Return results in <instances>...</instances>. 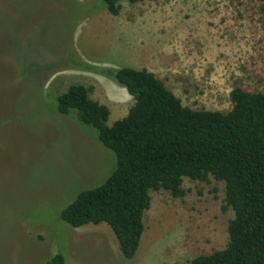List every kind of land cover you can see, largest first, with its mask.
I'll use <instances>...</instances> for the list:
<instances>
[{
    "label": "rangeland",
    "instance_id": "374dc122",
    "mask_svg": "<svg viewBox=\"0 0 264 264\" xmlns=\"http://www.w3.org/2000/svg\"><path fill=\"white\" fill-rule=\"evenodd\" d=\"M94 1L0 0V264L59 254L65 264H190L225 249L234 213L212 177L185 179L182 198L150 193L133 260L107 224H66L63 211L109 178L116 156L97 131L60 115L57 98L89 88L109 126L134 106L114 81L71 67L74 50L90 65L152 72L186 107L227 113L234 88L264 92V0L123 2L119 16L94 13L103 3Z\"/></svg>",
    "mask_w": 264,
    "mask_h": 264
},
{
    "label": "trees",
    "instance_id": "16d2710c",
    "mask_svg": "<svg viewBox=\"0 0 264 264\" xmlns=\"http://www.w3.org/2000/svg\"><path fill=\"white\" fill-rule=\"evenodd\" d=\"M102 1H94L100 3L94 13L106 9L119 16L123 2L144 0ZM72 53L76 65L71 67L114 81L134 106L109 126L110 109L94 101L89 88L71 85L57 98L60 115L97 131L100 143L116 156L109 178L82 190L63 211V221L73 229L107 224L123 257L133 260L146 231L150 193L164 190L182 198L185 179L212 177L225 184L224 210L234 213L229 242L190 264H264V92L236 87L229 112L194 110L146 69L98 67ZM46 264H65V258L59 254Z\"/></svg>",
    "mask_w": 264,
    "mask_h": 264
}]
</instances>
